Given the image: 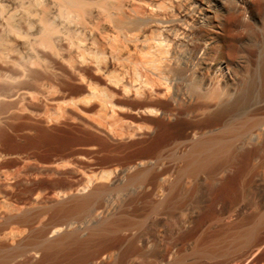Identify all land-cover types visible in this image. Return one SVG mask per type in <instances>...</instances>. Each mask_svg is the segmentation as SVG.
<instances>
[{"label": "rangeland", "instance_id": "1", "mask_svg": "<svg viewBox=\"0 0 264 264\" xmlns=\"http://www.w3.org/2000/svg\"><path fill=\"white\" fill-rule=\"evenodd\" d=\"M9 1L0 0V264H88L91 232L119 220L125 233L163 239L146 246L163 258L148 263L134 248L128 264H172L181 249L180 264H264V0L241 7L220 0V25L225 13L239 17L231 59L222 56L221 35L206 34L195 19L176 24L190 40L166 39V75L144 73L142 84L122 70L124 58L106 53L105 69L79 67L61 47L58 55L39 49L38 34L18 22L23 8ZM25 66L33 74H22ZM94 89L114 98L115 113L102 116ZM248 125L221 167L210 163L181 178L195 142L229 140L225 128ZM144 171H151L147 180L132 182ZM96 192L100 198L82 209ZM60 229L77 242L45 260L36 248ZM12 233L17 242L7 239ZM245 235L248 244L238 245ZM124 247L92 263L115 264Z\"/></svg>", "mask_w": 264, "mask_h": 264}, {"label": "bare ground", "instance_id": "2", "mask_svg": "<svg viewBox=\"0 0 264 264\" xmlns=\"http://www.w3.org/2000/svg\"><path fill=\"white\" fill-rule=\"evenodd\" d=\"M10 1L23 8V11L21 12L22 19L18 22H24V25L27 24L28 32L32 34H38L39 38L37 40V45L39 49L42 48L43 50H51L53 54L55 53L56 55H58L55 51V48H57V46L58 48L61 47V50H63L64 54L68 57L70 56V59H75L77 66L79 65V67L81 65L90 64L98 69H102L104 62L108 59L106 57L107 54H109V57L112 60L124 58L123 61L127 62L122 64V70L131 72L134 76L135 81L139 84L144 83V73L148 75H156L160 78L166 75V67L170 62L168 55H166V49L164 45L166 39H170L171 41L177 43H186L188 42V40H190V36L186 38L184 36V33H179L180 30L178 32L174 31V26L176 24H182L181 21H185L186 19H195L197 28L205 30L206 34L214 35L216 33L218 35H221L223 39L221 52L224 58L231 59L233 57L234 51L232 41L238 37L236 31L239 27V17H237L236 14L225 13L224 23L222 25H220L217 20V11L219 8L220 0H201V6L199 8H194L188 0ZM236 1L238 2V5L240 7L243 6L245 2L244 0ZM6 2L7 1H5V3ZM21 7L19 8L21 9ZM175 15L176 19L172 20L171 17ZM20 16L19 18H21ZM13 19L16 18H12L11 22ZM161 25H163V31L157 32L156 28L160 27ZM184 25L185 24H183V26ZM208 25H212L214 28L217 29V31L216 29H211L210 26L207 27ZM43 52L45 53V51ZM48 52L51 53L50 51ZM49 55H47V57H49ZM201 58L203 57H200V59ZM49 61L51 60L49 59ZM53 61L56 60L54 59ZM35 62L37 63V61ZM26 65H28V63ZM206 65L209 66L211 69H216L219 66L218 63L213 62L206 63ZM196 66H192L194 70H196ZM28 67L29 66H25L20 72H22L23 74L27 73V71L29 70V74L32 68L30 70L28 69ZM30 67L32 66L30 65ZM79 67L75 68L79 70ZM38 68H40L41 70V67ZM75 68H73V70H75ZM44 69L42 71L46 70ZM32 72L33 71H31V73ZM90 91L92 98L99 102L98 105L100 104L102 116H107L111 112H116L117 108L113 102L114 98L112 99L110 95L106 94L105 92H99L96 89ZM251 126L252 125L242 127L240 126V128H225L223 130V133L227 132L228 134H231V139L229 140L228 137L225 136L222 138H214L204 142H195L192 146L190 154L188 155V157H186L188 159L185 158L187 161L184 160L186 161V164L180 173L181 178H184V176H191L193 178L197 177V175H199L198 173L200 168H204L205 165H208L210 163H214L216 165L220 164L219 167H221L226 157H228L231 153L234 140L238 139V137L244 134L246 131H250ZM198 153H207L208 158L203 161H201L200 159L198 160ZM150 176L151 171H144L135 179H133L132 182H143L147 180ZM91 183V185H93L94 181H91ZM101 195L102 192H96L93 195H90V197L86 198V200L81 203L82 209L83 206L85 207L89 203L98 200ZM157 206H155L156 209L154 208L155 211H158L163 208V204ZM85 208H88V206ZM64 223V221H59V224L61 225ZM124 226H126V223L123 220H119L113 223L104 222L103 224L99 225V227L97 226V228L91 232L88 243H90L91 246L94 247V250L91 249V251L87 255L88 264H93V261L109 257V253L112 250L120 251V249L123 248L124 244H127V246L129 247H124L125 252H122V254L120 253V256L118 258L119 261L115 264H128L127 262L131 258L133 253H135L134 255L141 257L142 260L144 259L148 261V263L151 259L156 260V257L158 256H161L162 258L165 256H162L163 254L159 253V250H154V252L152 251V253L146 251L147 244L151 242H154L158 246L160 245V241L163 240H160L162 238L160 235H156L153 231L144 234H130L128 232L125 233L123 232L125 230ZM63 231L64 229L55 231L54 233H57V235L53 240L45 239V241H43L39 247L37 246L38 248L36 249L43 253V257L46 256L45 253L48 251L51 252V250L56 249L57 251L58 249H63L62 247L70 244L71 242H74V240L75 242H77L73 234L63 233ZM7 239L10 242L12 241V243H14L20 239V236L19 234L16 235L15 233H12L8 236ZM236 241L241 243L238 245H246L250 241V236L245 235L244 237H242V239H237ZM195 243L197 242L195 241ZM132 249H134L135 251L133 250V252ZM185 252L186 251H184V249L179 250L177 252L178 254L176 258L174 257L175 262L172 264L182 263V261L184 260L183 258L185 256ZM48 257L49 256L47 255V258Z\"/></svg>", "mask_w": 264, "mask_h": 264}]
</instances>
